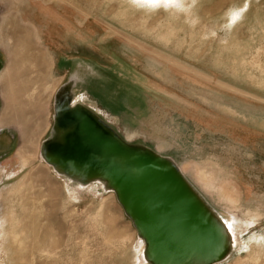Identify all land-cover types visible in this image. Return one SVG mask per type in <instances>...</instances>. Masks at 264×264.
<instances>
[{"label":"rangeland","instance_id":"1","mask_svg":"<svg viewBox=\"0 0 264 264\" xmlns=\"http://www.w3.org/2000/svg\"><path fill=\"white\" fill-rule=\"evenodd\" d=\"M68 107L123 148L95 127L103 149L55 141ZM0 122V264H145L153 195L106 169L136 158L171 170L227 232L180 263L264 264V0H0Z\"/></svg>","mask_w":264,"mask_h":264},{"label":"water","instance_id":"2","mask_svg":"<svg viewBox=\"0 0 264 264\" xmlns=\"http://www.w3.org/2000/svg\"><path fill=\"white\" fill-rule=\"evenodd\" d=\"M85 116L90 120L92 123V127L100 129L103 133L106 134L107 138L117 147H122V144L118 139H116L112 133L108 131L105 128V124H101L99 118H96L94 115H92L89 111H85ZM98 119V120H97ZM104 125V126H103ZM63 133L61 134V137L59 140L55 141H61L65 142V137L62 136ZM54 143L51 142L49 143V146ZM123 148V147H122ZM85 151L88 149L87 147L84 148ZM101 149V147H100ZM89 151V150H88ZM105 151V150H104ZM104 153V152H103ZM89 161L92 163L90 164L91 167H94L98 169L99 171H103L104 167L107 166L103 163V166L99 167L97 165L98 161L96 160L95 157L91 158ZM113 162V161H112ZM113 166H110L109 168L106 167L107 171L109 172V177L111 179H114L116 182H121L125 183L126 185L128 182L130 183H135V184H140L141 187L147 191L150 195H153V198H160L164 202V205H169V210L176 205V208H181L182 206L188 207V209L191 210L193 213V218H194V223L195 226L193 227L194 231V238L191 239L188 242L189 236H187L184 233H177L175 236H171L170 234H166L167 237L171 238L170 241V247H167V243H164L163 240H158V243L161 245H164L165 249L162 252V257L164 256L166 260H160L161 258H157L159 261H161L163 264H178L180 261H182L185 258H189L190 256L195 255L196 253L199 254L201 253L202 250H205L206 248H211L212 246L209 244H205V238L210 232V228L204 224V218L201 214V208L195 201L194 197L192 194L187 190L185 185L182 184V182L178 179L174 173L165 168L157 167L153 162L149 161L148 159L145 158V160H141L139 158H136L134 161L128 162L130 167H122L119 166L117 163L113 162ZM173 166L174 164L171 163ZM130 169H134L135 172H132ZM125 174L123 175V173ZM181 173V172H180ZM123 175V176H122ZM182 175V174H181ZM183 176V175H182ZM92 179V178H91ZM185 179V178H184ZM130 180V181H128ZM186 180V179H185ZM120 182V183H121ZM127 182V183H126ZM187 182V180H186ZM189 185V183L187 182ZM116 185V184H114ZM118 191V192H117ZM120 188L116 190V193L121 195ZM135 194V192L133 191ZM136 194H138L136 192ZM155 194V195H154ZM160 194V196H158ZM150 200V199H149ZM121 201V198H120ZM150 202H152L150 200ZM122 205H124L122 203ZM155 206V205H152ZM124 207V206H123ZM150 209H153L152 207H149ZM125 211L127 214L132 218L133 215L131 212H129L125 207ZM168 210L169 218H167V215H163L161 212H157V219L161 220L162 222H165L166 220L169 222V226L167 229H170V221L171 220H181V217L173 210V212ZM189 218V217H187ZM133 220V219H132ZM135 224V223H134ZM136 226V225H135ZM174 230H171L173 232ZM166 233V232H165ZM199 234V235H198ZM172 251H175L173 255L171 254ZM169 255V256H168ZM168 256V257H167ZM152 263L155 264L154 261Z\"/></svg>","mask_w":264,"mask_h":264},{"label":"bare ground","instance_id":"3","mask_svg":"<svg viewBox=\"0 0 264 264\" xmlns=\"http://www.w3.org/2000/svg\"><path fill=\"white\" fill-rule=\"evenodd\" d=\"M23 50V47L21 46V45H19L18 46V53H20L21 54V51ZM16 65V67H20L21 68V64L19 65L18 63L17 64H15ZM16 73H17V70L16 69H14V72H12V74H10L11 76H15L16 75ZM73 102V101H72ZM71 103V102H70ZM72 105V104H71ZM67 106V105H66ZM77 106V105H76ZM72 108L71 107H68V108H64V109H60L59 110V119H60V122H62L61 123V126H60V132L61 133H63V137H65V135H67V134H70V135H73L74 137L72 138V140L71 141H69V142H67V141H65V142H61L60 141V143H62L63 145H65V144H68V143H76V142H78V143H82V144H87V145H89V149H95V148H99V150H100V147H101V149H103V148H105V147H107L109 144H108V142L104 139V138H102V137H99L100 139H99V144L100 145H97V143L95 142V137H96V135H95V137L93 136V134L91 133V131H92V124H91V122H90V120H88V119H86V118H82V119H78V120H75V119H70L69 117H68V114H69V112H70V110H71ZM3 120L5 121H7V119L6 118H4L3 117ZM75 120V121H74ZM0 125H1V122H0ZM97 141V140H96ZM104 143V144H103ZM77 144V143H76ZM62 147V146H61ZM96 154V153H95ZM108 155V154H107ZM109 156V155H108ZM111 156V155H110ZM146 156V155H145ZM104 157H106V156H104ZM70 158V157H69ZM74 158V157H73ZM87 158V157H86ZM102 159H103V156L101 157ZM112 158V157H111ZM45 159H46V162H47V164L48 165H54L56 168L55 169H57V172L58 173H62V172H67L69 175H71L72 177H78V175L80 174V172L81 173H84V170H82V169H79L78 167H74V166H72V163L70 164V165H67L66 163H65V165L63 166V164H62V160L60 161L59 159H57V157H55V158H48V157H45ZM97 159V158H96ZM121 159H123L122 158V156H120V157H117L116 158V160H121ZM64 160V159H63ZM65 162H67L66 160H64ZM123 162V161H122ZM124 163H126V162H124ZM104 164H106V163H104ZM157 164V163H156ZM109 165H111V164H109ZM110 167V166H109ZM106 170V169H105ZM132 171V170H131ZM108 173V172H107ZM105 175V174H104ZM121 181V180H120ZM119 184V183H118ZM124 184V183H123ZM134 185V184H133ZM116 185H114V187H115ZM135 187H138V186H135ZM132 190V189H131ZM140 190V189H139ZM143 192V191H142ZM136 193V192H135ZM139 195V194H138ZM143 195V194H142ZM145 195V194H144ZM160 194H158V196H159ZM150 198V197H149ZM152 198V205H155V206H153L152 208L153 209H150V210H148V211H150V213H149V215H150V218H148L149 219V221H150V223H151V226H152V228L154 229V230H151L150 232V234L149 233H147V237H148V239L150 240V242H151V246H150V248H148V247H146L145 248V250H144V253L142 254V261L145 263V264H150V263H152V261H154L155 262V264H163L161 261H159L157 258H161L160 260H166V259H163V258H165V257H162V255H159L158 254V249H159V247H161L160 245L161 244H159L158 243V239L156 238V229H155V227L159 224H162V223H164V224H166L165 226H166V229L168 228V226H169V222L166 220L165 222H162L161 220H159V218L157 219V212L159 211V212H161L163 215H167V218H169V214H168V210H169V205H164V202L162 201V199H160V198H158V199H156V198H153V197H151ZM142 201H144V200H142ZM195 201L197 202V204L198 205H200L199 204V201L198 200H196L195 199ZM146 203V202H145ZM148 205V204H147ZM146 206V205H145ZM201 206V205H200ZM145 209H147V208H145ZM177 210V208H176V205L175 206H173L169 211H171V212H173V210ZM181 209H183V211H181V214H178L179 215V217H181V220H178V221H180L181 223V227H184V228H187V230L189 229V231L188 232H190V233H192L193 234V237L192 238H194V231L192 230L193 229V227L195 226V223H194V218H193V213L191 214V211H189V209L187 210L185 207H182ZM190 216H189V215ZM147 217H148V214L146 215ZM210 216V215H209ZM187 217H189V218H187ZM207 218V217H206ZM208 219H209V217H208ZM211 219H212V217H211ZM210 219V220H211ZM146 221V220H145ZM174 221H176V220H174ZM174 221L173 220H171L170 221V229L172 230V229H174L173 227H175L174 226ZM218 221V220H217ZM162 222V223H161ZM205 222V221H204ZM211 223L212 224H215V226L213 225V227H212V225H208L209 226V228L211 229L210 230V232H209V235H208V237H209V240H210V242L209 243H206V244H209V245H213L212 247L214 248H216V249H218V248H222L227 242H228V240H227V232L225 231V230H223L220 226H219V222L218 223H214L213 221H211ZM205 223H203V225H204ZM207 225V224H206ZM178 226V225H177ZM162 227V226H161ZM177 228V227H176ZM159 229H161V228H159ZM178 229H180V228H178ZM163 230H164V228H163ZM169 229H167V231H168ZM170 230V231H171ZM175 230V229H174ZM176 231V230H175ZM175 231H173L174 233H175ZM163 232H165V231H163ZM162 232V233H163ZM177 232V231H176ZM231 232V231H230ZM168 234V233H167ZM171 234V233H170ZM199 235V234H198ZM173 236V235H172ZM161 239H163V238H161ZM206 239V238H205ZM208 239V238H207ZM232 242V241H231ZM212 247L210 248L211 250H212ZM163 250V249H162ZM160 252V251H159ZM192 259H193V257H192ZM197 259L195 258V259H193V261H192V263L194 264V263H196L197 261H196ZM152 264H154V263H152ZM167 264H169V262L167 263ZM171 264V263H170ZM178 264H182V263H178Z\"/></svg>","mask_w":264,"mask_h":264},{"label":"snow or ice","instance_id":"4","mask_svg":"<svg viewBox=\"0 0 264 264\" xmlns=\"http://www.w3.org/2000/svg\"><path fill=\"white\" fill-rule=\"evenodd\" d=\"M145 2L155 4L158 2V0H145ZM164 2L167 3L168 0H164ZM237 15H238L237 13H233V20L236 18ZM225 227H226L227 231H231L230 225H225Z\"/></svg>","mask_w":264,"mask_h":264}]
</instances>
